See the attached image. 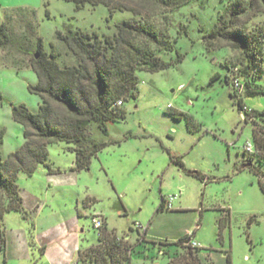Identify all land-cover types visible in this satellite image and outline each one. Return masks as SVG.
<instances>
[{
  "label": "rangeland",
  "instance_id": "rangeland-1",
  "mask_svg": "<svg viewBox=\"0 0 264 264\" xmlns=\"http://www.w3.org/2000/svg\"><path fill=\"white\" fill-rule=\"evenodd\" d=\"M229 1L193 0L166 10L140 0H116L133 7L136 15L117 9L110 14L101 4L75 10L65 0H0V25L6 26L12 41L0 47L3 156L24 142L11 105L23 103L36 111L41 102L28 89L37 82L30 64L39 37L41 51H54L58 63L68 65L74 56L57 32L81 29L113 36L117 22L151 14L157 27L169 24L176 49L183 55L180 63L165 69L136 72L135 97L123 102V119L108 122V135L95 122L89 125L91 138L117 142L93 155L88 169H74L75 153L69 149L73 143L56 141L47 146L46 163H39L30 175L18 173L27 214L5 213L0 264H74L78 250L98 243L91 222L95 214L116 236L128 237L130 264H191L183 242L174 244L190 235L203 246L200 264H227V254L230 264H264V194L257 175L241 167L247 159L242 146L253 123L244 120L226 81V75L229 80L236 75L241 52L225 40H211L207 46L203 39ZM179 24L185 25L186 33ZM238 24L248 30L255 25L262 28L264 57V6L254 4ZM160 53L165 61L176 57L175 51ZM257 82L264 86V74ZM242 98L248 107L264 111V95ZM174 111L181 116L174 117ZM170 155L179 156L204 179L187 174L171 162ZM252 164L258 165L255 160ZM169 196L173 209H158L161 198ZM135 222L147 227L145 237L141 238ZM219 224L224 226L220 239ZM111 259L101 252L78 264H110Z\"/></svg>",
  "mask_w": 264,
  "mask_h": 264
},
{
  "label": "trees",
  "instance_id": "trees-1",
  "mask_svg": "<svg viewBox=\"0 0 264 264\" xmlns=\"http://www.w3.org/2000/svg\"><path fill=\"white\" fill-rule=\"evenodd\" d=\"M65 1L72 2L75 10L82 9L86 4H101L108 8L110 14L117 9L129 10L139 15L133 7L117 3L116 0ZM140 1L150 2L166 10H175L193 0ZM257 3L264 6V0H230L218 13L213 27L203 35V39L207 46H210L211 40H225L231 48L241 52V62L236 75L230 80L229 75H226V81L231 84V96L239 110L244 111V120H252V137L261 154L259 152L246 156L244 165L250 163L247 169L257 175L259 187L264 194V133H259L256 128L259 121H264V112L248 107L242 98L243 94L264 95V86L257 82L264 74V67L261 65L264 60L261 50L263 30L257 25L248 30L238 24L239 18ZM151 18V14H146L123 19L115 24L116 31L113 36L101 37L96 31L81 29L57 32V37L74 56L73 63L63 66L58 63L54 51H41L42 39L39 37L36 44L38 51L33 55L30 64L36 73L37 82L29 84L28 89L39 95L41 102L36 111H31L23 103L11 105L13 119L22 126L24 142L6 156L0 151V231L6 212L16 210L26 217L27 212L22 205L17 184L18 173L21 171L30 175L39 163H46L49 143H73L69 149L75 153L74 169H88L93 155L106 145L117 142L91 138L87 134L89 125L95 122L100 131L108 135V122L123 119V102L129 97H135L138 83L136 72H156L183 60V55L176 49V38H172L168 29L169 24L159 28ZM179 28L186 33L185 25L179 24ZM5 45H12V41L2 23L0 47ZM162 51H175L176 57L172 61H165L160 56ZM216 76L218 74L213 75V78ZM234 80L242 86L240 91L234 87ZM119 99L122 100L121 105L116 104ZM171 114L177 118L181 116L178 111ZM3 133L4 131L0 130V145ZM170 159L187 174L204 179L199 171L186 168L179 156L170 155ZM254 160L257 166L252 164ZM163 204L164 198H161L158 209H164ZM119 238L121 237L108 231L104 223L98 243L87 248L81 254V259L87 261L86 258L90 260L101 252H107L112 258L110 264H130L131 245L128 240ZM185 240L180 238L174 244L183 242L182 248L187 250L186 257L191 260V264H199L198 258L193 254V248L185 245ZM4 243L1 234V247ZM226 263L230 264L228 257Z\"/></svg>",
  "mask_w": 264,
  "mask_h": 264
},
{
  "label": "built area",
  "instance_id": "built-area-1",
  "mask_svg": "<svg viewBox=\"0 0 264 264\" xmlns=\"http://www.w3.org/2000/svg\"><path fill=\"white\" fill-rule=\"evenodd\" d=\"M234 87L237 88L239 91L242 89V86L239 84V82L237 80H234ZM116 104L121 105L122 100L119 99L116 102ZM168 108L172 109V106L169 104ZM241 114L245 117L243 110H241ZM248 120L252 121L251 119H248ZM256 128L259 131V133H261V132L264 133V121H259ZM242 150H243V153L246 154V156L256 154L259 152H260L259 154H261V150L257 148L252 136L245 139L244 144L242 146ZM262 160L264 161V159H262ZM262 169H264V168H262ZM172 201H173V196H169L168 198H164V204H163L164 208L171 209L172 208ZM91 222H92L93 228H95L97 230V236L99 237L101 235V228L104 225V220H103L102 216L99 214L92 215ZM135 228L142 233L141 237L142 236L145 237L147 227H143L141 225V223L135 222ZM119 239L120 240L121 239L128 240L125 237H121ZM187 239H188V242L185 243V241H184V244L188 245L190 248L201 247V243L199 241H197L196 239H194L193 236L190 235ZM166 264H170V262H167Z\"/></svg>",
  "mask_w": 264,
  "mask_h": 264
},
{
  "label": "crops",
  "instance_id": "crops-1",
  "mask_svg": "<svg viewBox=\"0 0 264 264\" xmlns=\"http://www.w3.org/2000/svg\"><path fill=\"white\" fill-rule=\"evenodd\" d=\"M253 108V107H252ZM255 109V108H254ZM257 110H259V109H257ZM260 111V110H259ZM263 111V110H262ZM264 112V111H263ZM253 128H254V126L252 127V129H251V136H252V133H253ZM251 136H249V137H251ZM249 137H247V138H249ZM182 160V159H181ZM183 161V160H182ZM175 164V163H174ZM242 168H247L249 165H250V163H247V165H244V160H242ZM175 165H177V164H175ZM185 165V164H184ZM186 167V166H185ZM187 168V167H186ZM260 188V187H259ZM261 190V189H260ZM262 192V191H261ZM262 194H263V192H262ZM171 209H173V206H172V208ZM171 209H169V210H171ZM106 227H107V224H106ZM222 227H224V226H221V224H219V230H218V238L220 239L221 238V233H222ZM107 230L108 231H110V232H113V231H111V230H109L108 229V227H107ZM114 233V232H113ZM195 234V232L193 231V235ZM125 238H127L128 239V237L127 236H125ZM180 238H182V236L180 237ZM179 238V239H180ZM90 247V246H89ZM89 247H86L85 249H83V250H78L77 251V255L73 258V261H74V264L76 263V264H78L79 263V260L81 259V254L87 249V248H89ZM201 248H203V246H202V244H201V247H198V248H193V254L198 258V261H199V264H200V257H199V252H200V249ZM161 252H163L162 250H160ZM226 256V259H227V257H229L228 256V254L227 255H225ZM155 264H157V263H155Z\"/></svg>",
  "mask_w": 264,
  "mask_h": 264
},
{
  "label": "water",
  "instance_id": "water-1",
  "mask_svg": "<svg viewBox=\"0 0 264 264\" xmlns=\"http://www.w3.org/2000/svg\"><path fill=\"white\" fill-rule=\"evenodd\" d=\"M37 56V55H36ZM188 242V239L187 240H185V243H187Z\"/></svg>",
  "mask_w": 264,
  "mask_h": 264
}]
</instances>
